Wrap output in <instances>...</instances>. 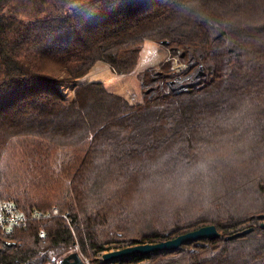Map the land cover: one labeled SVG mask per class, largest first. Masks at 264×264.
I'll use <instances>...</instances> for the list:
<instances>
[{
  "label": "trees",
  "instance_id": "trees-1",
  "mask_svg": "<svg viewBox=\"0 0 264 264\" xmlns=\"http://www.w3.org/2000/svg\"><path fill=\"white\" fill-rule=\"evenodd\" d=\"M148 40L199 51L207 73L180 92L168 91L165 76L152 80L163 86L138 104L102 81L80 82L99 61L130 74ZM240 112V123L228 125ZM250 133L257 143L234 147ZM260 144L264 0H0V201L50 213L0 231V264L61 261L73 252L105 264L100 252L209 225L222 237L118 262L264 264ZM60 149L69 157L55 169ZM199 151L222 154L211 167L210 208L144 200L145 169L161 156L195 160ZM229 152L236 159L225 161Z\"/></svg>",
  "mask_w": 264,
  "mask_h": 264
},
{
  "label": "rangeland",
  "instance_id": "rangeland-1",
  "mask_svg": "<svg viewBox=\"0 0 264 264\" xmlns=\"http://www.w3.org/2000/svg\"><path fill=\"white\" fill-rule=\"evenodd\" d=\"M200 70L207 73V67L200 61L199 51L191 49L172 52L165 44L148 40L141 50L136 68L130 74L120 75L108 63L99 61L93 66L89 75L80 82L102 81L113 93L123 96L133 104H138L143 103L145 97L155 91V86H163L164 83V80L152 83L150 81L165 76L162 79L170 80L169 82L166 80L168 83L165 85L169 89L168 91L176 90L180 92L187 90L191 86H196L195 84L204 76H197ZM61 89L67 99L73 98L74 89L72 86H61ZM68 157L67 151L60 149L56 154L53 167L55 169L59 168ZM65 182L69 181L64 179ZM120 249L111 248L106 250L105 253ZM100 253L97 258L101 260ZM40 259L31 262V264H61L60 259H51L46 262ZM82 259L87 260L90 264L89 259L83 257ZM118 261L120 260L107 264H119Z\"/></svg>",
  "mask_w": 264,
  "mask_h": 264
},
{
  "label": "clouds",
  "instance_id": "clouds-1",
  "mask_svg": "<svg viewBox=\"0 0 264 264\" xmlns=\"http://www.w3.org/2000/svg\"><path fill=\"white\" fill-rule=\"evenodd\" d=\"M243 113H237L227 122L228 125H238ZM257 143L251 133L249 137L237 143L235 148L247 149L250 144ZM264 150V144L259 145ZM222 154L209 156L203 151L196 153V159L176 156L165 161L161 156L157 162L145 169L141 189L144 200L158 203L167 209L193 207L196 210H206L212 206L214 197L211 167L218 163ZM225 161L236 159L231 152L223 154ZM264 166V156L259 161Z\"/></svg>",
  "mask_w": 264,
  "mask_h": 264
},
{
  "label": "water",
  "instance_id": "water-1",
  "mask_svg": "<svg viewBox=\"0 0 264 264\" xmlns=\"http://www.w3.org/2000/svg\"><path fill=\"white\" fill-rule=\"evenodd\" d=\"M202 68V67H201ZM203 70H200L198 76L203 75ZM264 227V224L262 225ZM253 228L245 229L234 235L228 236L227 238H234L240 235H245L251 232ZM222 237V234L218 232L214 225L204 226L197 230L179 235L174 239L167 241L154 243V244H140L136 246L126 247L120 250L110 251L103 254V260L106 263H111L112 261L121 260L125 257H130L135 254L149 255L152 252H162V251H176L181 248L184 244H190L195 241L203 239H216ZM44 256L40 260H43ZM61 264H86L78 252H73L63 258L60 261Z\"/></svg>",
  "mask_w": 264,
  "mask_h": 264
},
{
  "label": "built area",
  "instance_id": "built-area-1",
  "mask_svg": "<svg viewBox=\"0 0 264 264\" xmlns=\"http://www.w3.org/2000/svg\"><path fill=\"white\" fill-rule=\"evenodd\" d=\"M57 211L58 208L55 207L54 212L56 213ZM48 216H50L49 212L46 213L39 210L25 211L13 201H0V231L6 234L12 233L16 229L26 228L31 221ZM104 253L105 251L100 253V258L103 262H105L103 260ZM84 261L89 264L87 260ZM105 264L107 263L105 262Z\"/></svg>",
  "mask_w": 264,
  "mask_h": 264
}]
</instances>
